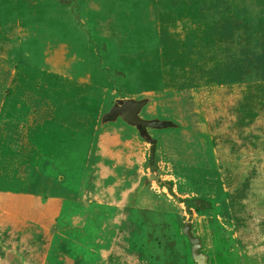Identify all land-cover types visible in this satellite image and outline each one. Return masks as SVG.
<instances>
[{
	"label": "rangeland",
	"instance_id": "obj_1",
	"mask_svg": "<svg viewBox=\"0 0 264 264\" xmlns=\"http://www.w3.org/2000/svg\"><path fill=\"white\" fill-rule=\"evenodd\" d=\"M0 264H264V0H0Z\"/></svg>",
	"mask_w": 264,
	"mask_h": 264
},
{
	"label": "water",
	"instance_id": "obj_2",
	"mask_svg": "<svg viewBox=\"0 0 264 264\" xmlns=\"http://www.w3.org/2000/svg\"><path fill=\"white\" fill-rule=\"evenodd\" d=\"M183 231L188 237L189 241L193 244V252L195 254L196 247L199 245V240L198 238L194 237L190 231H189V223H185L183 226Z\"/></svg>",
	"mask_w": 264,
	"mask_h": 264
}]
</instances>
